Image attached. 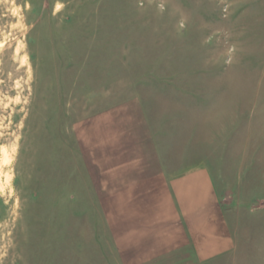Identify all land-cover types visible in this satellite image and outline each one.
<instances>
[{"label": "rangeland", "instance_id": "374dc122", "mask_svg": "<svg viewBox=\"0 0 264 264\" xmlns=\"http://www.w3.org/2000/svg\"><path fill=\"white\" fill-rule=\"evenodd\" d=\"M115 109L237 202L238 170L264 173V0H0V264L144 259L117 249L81 156ZM225 254L210 264H264Z\"/></svg>", "mask_w": 264, "mask_h": 264}, {"label": "crops", "instance_id": "0c3cea01", "mask_svg": "<svg viewBox=\"0 0 264 264\" xmlns=\"http://www.w3.org/2000/svg\"><path fill=\"white\" fill-rule=\"evenodd\" d=\"M120 112L100 114L81 132V156L92 163L89 177L117 249L144 257L134 264H210L226 252H264V179L245 178L264 173L239 169L238 200L227 206L209 167L181 168V146L167 156L147 117Z\"/></svg>", "mask_w": 264, "mask_h": 264}]
</instances>
